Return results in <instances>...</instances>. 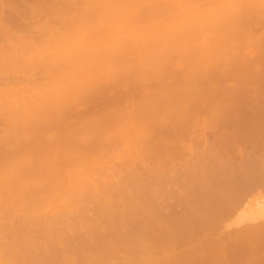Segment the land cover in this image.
Segmentation results:
<instances>
[{
	"label": "rangeland",
	"instance_id": "1",
	"mask_svg": "<svg viewBox=\"0 0 264 264\" xmlns=\"http://www.w3.org/2000/svg\"><path fill=\"white\" fill-rule=\"evenodd\" d=\"M51 33L54 35V39H52ZM43 42H46L47 46L46 43L42 44ZM55 44L56 47H54ZM40 45L46 47L43 46V48ZM30 75L32 76L26 79ZM6 79L10 82L5 83ZM66 80L71 84H66ZM147 82L149 84H146ZM0 85V88L4 89V93H2L4 95L0 94L2 97V100L0 97V264H20V261L23 260V264H30L31 259H34L31 264L37 262V264L39 262L41 264L44 261L42 259L44 253H53L52 249L50 251L48 249L50 247L54 249V246L55 249L57 247L56 250H61V253L64 248L67 251L69 246V251L74 249L70 253L67 251L72 259H69L72 263L67 261L68 264H264V235H261L264 229L262 227V233L259 230L261 229L259 227L264 225V219H258L262 223L256 221L254 224H252L253 222L246 225L245 223L244 225L236 224V222L232 224L237 221L233 220L235 215L238 213L240 215L248 200L251 202L257 197V200H264V183L261 180L264 177V0H0ZM146 85L148 86L146 87ZM125 90H129L126 100L130 102L141 93L142 97L143 95L145 98L148 97L146 98L147 102L143 97L146 105L144 103L142 105H145H143L145 109H152L158 103L159 106L154 108V112L148 109V112L154 113L152 115L148 112L146 114L142 105L138 107V110L134 109L137 105H133V107L132 104H137L138 99L134 100V103L131 102L132 104L129 102L131 108L133 107L130 108L131 111H136L137 116L141 111L144 116L148 117L151 114L153 117L146 118L141 113L142 117L138 116V119L141 117V120L144 118L146 120L141 122L139 119L140 123L138 121L139 124H137L136 117L134 124L137 125L135 126L132 122L133 118H122L125 122L120 121L121 125L122 123L124 125L127 119H129L128 122H132V126L124 128L127 132L123 134L125 130H122L123 126L119 125V121L116 126L120 127L115 128L114 124L120 118L116 119V117L121 116L123 112L122 107L126 106L127 109L130 107H128L129 103H125L127 101L123 99L127 95L123 92ZM136 91L141 92L137 93ZM150 91L156 94L161 92L165 96L161 93L162 96L156 94L154 96V93L151 96ZM121 92L125 96L121 97ZM129 93L132 94L131 97H129ZM133 95H135L134 98H132ZM112 96H117L115 98H121L122 101L115 100L113 97L112 100L114 99L115 102L109 100V103L107 98L111 99ZM138 96L136 98L140 99L141 97ZM41 98H45L43 101L45 104L51 101L50 103L56 102V105H44ZM101 98L107 100L105 103L108 106L103 114H106V119L101 115L104 117L107 127H104L105 124L100 120L99 114H96L100 118H97L98 122L97 119L95 120L96 124L93 123L94 118H91L94 112H99L102 106ZM49 99L51 100L47 101ZM140 100L138 103L141 102ZM32 101H36L37 104L34 102L35 105H30ZM116 101L118 105L115 104ZM148 101L151 103L149 104ZM169 101L171 103H168ZM16 102H19L20 105L22 103L21 107L23 105L30 106L25 108L26 110L34 108V106L37 110L39 108L37 106H40L38 109L40 113L50 115L48 123L42 122L45 125V130H43L47 132V127L50 130L51 128L55 129L52 130L53 132L49 131L50 135L57 138L59 136V139L49 138L48 132L47 137L52 142L48 141L47 144L46 135L40 132L43 128L41 123L37 124L40 130H38V126L35 129L33 126L23 125L25 120L22 121L21 118V121L16 118L17 121H20L17 123L14 114L15 112L16 115L22 113L18 112L19 108L16 107L19 104L16 105ZM109 104L110 106L112 104L119 115L116 113V116L115 111L112 112V110V114L110 113L112 106L109 107ZM121 104L122 112L117 109ZM151 104L154 106L151 107ZM168 104H172V108H168L170 106ZM160 105H162V109ZM116 106L118 107L116 108ZM2 107L3 109H1ZM21 107L19 111H22ZM7 108L8 110H6ZM114 108L112 109L115 110ZM174 108L175 110H173ZM10 109H17V111L9 114L12 111ZM127 109L124 111L127 112L126 115L130 112V109ZM70 110L73 112L88 111L89 114L85 113L88 116L91 111L89 118L93 121H89L88 116L85 115L79 119L81 122H78L82 128L80 129L78 126V130L76 127L75 131H70L73 133L70 136L74 140H72L74 147L70 144V140L63 141L64 143L60 141V135H64L66 130H63L64 127L61 128L60 124L61 121L64 122L63 117L71 112ZM161 110L164 113L168 110L167 114L170 112L171 114H164V116ZM179 111L181 112L179 113ZM108 113L112 118L108 117ZM9 118H13L16 123L12 120L17 126L13 122L12 127L9 126V122L12 121ZM69 118L73 120L75 117L72 115ZM104 119L102 120L104 121ZM111 119H115L112 126H110ZM147 119L150 121L148 122ZM59 120H61L60 123ZM86 120H88V124L95 125H87ZM82 122L87 126L84 124H81L84 127L81 126L79 123ZM58 123L60 126L57 125ZM143 123L144 125H142ZM128 125L125 124L126 127ZM9 129L10 133L5 134L6 131L9 132ZM98 129H105L110 134L121 129L122 134L120 133L119 140L115 138L116 143L114 144H112L111 138L108 140L109 134L106 135L107 141H111V145L105 140V143L108 144H105L104 150L101 151L103 146L99 141H103V136L101 139L98 137L100 138V134H104L105 130L102 132ZM133 129L137 131L134 132ZM95 131L100 132L99 136ZM67 132L70 134L69 131ZM65 134L67 135V133ZM90 134H94L93 136L96 138ZM139 134L140 138H138ZM166 134L169 135L166 136ZM133 135L134 137H132ZM121 136L125 138L122 139ZM149 136L151 137L149 138ZM114 137L117 136L112 138L114 139ZM54 139L58 140L61 146L55 145L57 141L55 142ZM64 139L66 140L65 136ZM41 140L45 142H41ZM87 144L100 146V148L94 146L89 148ZM43 145V149L48 148L53 151L52 153L50 150V153L49 150H44L46 153L48 152V158L45 157L47 154L42 151ZM69 146L72 148L69 151L73 149L75 152L77 151V153L73 151V156L67 152ZM56 147H59V150L65 148L64 153L66 154L61 156L62 152L57 151ZM195 147L198 150H195ZM109 149L111 150L109 151ZM202 149L205 151H200ZM81 150L85 152L80 153ZM193 150L204 154L201 153L203 158L200 155L201 159L196 158V163L201 160L200 164L197 163L198 165L195 164L194 156L198 157L200 153L197 152L194 155ZM205 152L206 154L212 153L209 155L213 160L208 166H205L204 163L208 164L210 156L207 154L208 157ZM51 154V159L55 160L56 157L55 163L51 162L49 158ZM43 157L50 160L48 161L49 165L51 162V170L48 173L45 168L39 166L42 165V162L39 165L33 163H38L37 160L44 161ZM36 158L37 160H35ZM205 158L208 162L205 161ZM73 159L74 163L71 162ZM157 159L159 160L158 166L155 164L156 161L158 162ZM9 161L15 163L18 161L19 163L13 164ZM20 161L28 164L22 162L21 164ZM45 161L47 162V160ZM144 161L150 162V167L145 164L148 165L147 176H149V180H145L146 183L142 181V178L139 179L141 174V176L147 174L145 172L147 167L145 166V168L143 165ZM48 164H45L46 168L49 166ZM52 164H56L54 166L56 168L59 165L60 168V171L58 168L55 169V175L56 172H61L65 176L70 172L69 177L71 180L73 179L72 182L76 181L75 183L78 185L76 186L75 183L72 185L67 174L65 178L62 176L63 181L60 185L63 182L65 185L63 183L61 188L57 182L59 179L55 178L54 173L51 175L54 172ZM69 164L70 166H68ZM159 164L160 169L157 168L160 167ZM129 166L132 168L130 169ZM69 167L70 169H68ZM34 168H37L39 172ZM152 170L155 174L153 179H151ZM206 172L211 177L205 176ZM133 173L134 176H137L135 179L131 175ZM38 175L45 181L41 180ZM240 175L243 176L240 177ZM57 176L59 175L57 174ZM155 176L157 179H154ZM167 177L170 180L168 183L165 180ZM67 178L66 183L65 179ZM244 178H247L248 183L253 184H247ZM155 180H158L156 181L158 187L154 186L156 185ZM258 180H261L262 184ZM119 181L121 184L123 183L120 188ZM47 182L56 183L55 193H53L54 188L51 192L48 190L51 183L49 187ZM141 182L143 187L147 184L148 190L154 189V191L152 190L153 195H150L151 191L147 192L146 188L141 187ZM34 183H37L38 188ZM245 184L249 185L251 189ZM66 185H72L73 192L67 194L65 190H71V188ZM40 186L45 187V190ZM138 187L146 190L143 192H147L151 198L146 193L140 195L142 190L139 189L141 190L139 192ZM74 188L76 189L74 190ZM122 188L124 195L120 193V196L118 193ZM41 190L43 193H48V195L39 194L43 195L45 200L41 196H37L39 192H42ZM24 191H35L37 194L32 196H37L40 200L34 198V202H32V197L26 200ZM113 192L115 193L114 197H112ZM136 193L140 195L138 198L142 195L147 197L148 203L144 201L143 197H141L142 200L135 198ZM253 193L255 194L253 195ZM62 194L65 197H63L64 200ZM58 196L60 201L62 200L61 203H58L59 198H56ZM125 196L127 199L131 197L133 200L134 198L131 202L135 205L131 204L132 207L129 205L133 213L128 208V203L123 201ZM226 196L231 197L233 203L236 202L234 200H244L237 201L239 206L233 207L232 212L228 214L225 209H227L230 200L226 204ZM54 200L55 204H53ZM40 201L42 202L40 203ZM109 201L112 204H109ZM28 202L30 203L27 204ZM100 202L105 205L103 208L100 206ZM45 204L47 205L46 209H44ZM56 204L59 207L62 205L63 208L60 209L55 206ZM68 204L69 206H67ZM42 205L44 208L41 207ZM113 206L119 207L117 212L122 215L115 212ZM147 206L149 207L147 208ZM136 207H139L137 211ZM39 210L42 211H40L42 218L40 216L39 218H45L46 221L38 218ZM103 211L110 217H106L107 215L103 214ZM109 212L112 213V217ZM125 212L127 215L130 212L128 217ZM152 212L155 214L154 217H152ZM43 213H46L47 216ZM116 214L120 215L119 218H123L120 220L121 222L117 220ZM239 215H237L238 218ZM54 217L57 219L56 221ZM99 218L100 221H98ZM107 222L110 224L108 223V225ZM116 222L121 225L117 227L118 229L113 227ZM122 222L124 223L122 224ZM133 223H137L136 226ZM105 224L108 227H105ZM115 228L118 230L117 237L116 234L114 235L115 232L106 235V231L111 232L113 230L110 231V229ZM146 228L149 235L146 232L143 233L146 234L145 236L140 234L144 229L146 231ZM256 228L261 234H258L259 231ZM135 230L141 238L136 236ZM235 233L236 235H234ZM104 234L113 239V241L111 240L112 244L109 238L102 239ZM130 234H133L135 238L131 237L132 239H130L129 237L128 239L127 236ZM143 236H147L146 239ZM246 236L248 240H246ZM52 240L57 241L53 242V245L56 243L57 246L52 244L50 246ZM64 241L69 244L66 245ZM139 241H145L147 244L143 245L144 243ZM149 241H153L152 245L149 244ZM58 244L61 246L59 247ZM64 245L66 246L64 247ZM137 245L140 247L137 248L138 250H136ZM24 246L32 248V252L29 249L28 251L34 257L31 258V254L24 251ZM66 251L63 253L66 254ZM149 251L152 253L149 254ZM35 252L39 254L38 259H36ZM60 255L57 256L59 261ZM26 256L30 257V260ZM47 257L45 256V263L42 264H52L50 262L52 256L47 255ZM57 257L55 256V258ZM62 259L60 264H64ZM54 261L56 262V260Z\"/></svg>",
	"mask_w": 264,
	"mask_h": 264
},
{
	"label": "bare ground",
	"instance_id": "2",
	"mask_svg": "<svg viewBox=\"0 0 264 264\" xmlns=\"http://www.w3.org/2000/svg\"><path fill=\"white\" fill-rule=\"evenodd\" d=\"M53 29H54V28H53ZM54 30H55V29H54ZM51 32H52V30H51ZM56 32H57V30H56ZM56 32H55V33H56ZM55 33H54V34H55ZM51 34H52V33H51ZM46 35L49 36V34H46ZM7 36H9V35H7ZM57 36H58V35H57ZM44 37H45V35H44ZM50 37H51V35H50ZM52 37H53L52 39H54V35H53V34H52ZM55 37H56V36H55ZM8 39H9V38H8ZM13 39H14V38H13ZM9 40H10V39H9ZM22 40H23V39H22ZM43 40H44V39H43ZM43 40H42V41H43ZM16 41H17V39H16ZM42 41H41V42H42ZM44 41H45V40H44ZM48 41H49V40H48ZM55 41H56V38H55ZM17 42H18V41H17ZM44 43H46V42H43L42 44H44ZM14 44H15V43H14ZM20 44H21V43H20ZM48 44H49V42H48ZM12 46H13V45H12ZM19 46H20V45H19ZM33 46H34V44H33ZM35 46H36V44H35ZM40 46H42V45H40ZM43 46L46 47V46H47V43H46V46H45V45H43ZM43 46H42V47H43ZM77 46H79V45H77ZM28 47H29V46H28ZM37 47H39V46H37ZM44 47H43V48H44ZM50 47H51V46H50ZM52 47H53V46H52ZM54 47H56V44H55ZM74 47H76V46H74ZM15 48H16V47H15ZM35 48H36V47H35ZM58 48H59V47H58ZM69 51H70V50H69ZM70 53H71V51H70ZM54 68H55V67H54ZM25 75H26V74H25ZM31 76H32V75L27 76L26 79L30 78ZM144 80H146V79H144ZM141 81H143V80H141ZM9 82H10V81H9L8 79L5 80V83H9ZM66 82H67L66 84H68V85L71 84V82H69V81H67V80H66ZM146 84H149V83L147 82ZM139 85H140V84H139ZM141 85H142V83H141ZM143 85H145V84H143ZM147 86H148V85H146V87H147ZM0 87H1V85H0ZM139 88H140V87H139ZM168 88H169V87H168ZM124 89H126V88H124ZM124 89H123V90H124ZM127 89H128V88H127ZM3 90H4L3 88H0V94L4 93ZM168 90H169V89H168ZM168 90H167V91H168ZM1 91H2V92H1ZM123 92H125V94H127V93L129 92V90H128V91L125 90V91H123ZM123 92H121L122 95H121V93H120V96H121V97L125 96V95L123 94ZM132 92H134V91H132ZM132 92H131V93H132ZM136 92H137V93H138V92L140 93L141 91H136ZM131 93H129V97H131V95H132ZM137 93H136V94H137ZM152 93H154V92L150 91V95H151V96H152ZM160 93H161V92H160ZM160 93H157V94L154 93V96H155V94H156V95H160V96H162L163 94L161 93V94H162V95H161ZM134 94H135V93H134ZM143 94H145V92H143ZM146 94H147V93H146ZM2 95H4V94H2ZM139 95H140V96H138V95H137V96H138V97H141L140 99H143V97H144L145 101L147 102L146 98H148V97L145 98V95H143V97H142V94H141V93H140ZM150 95H149V96H150ZM134 96H135V95H133L132 98H134ZM137 96H135V99H133V100H132V98H130V100H132V101H131L132 103H134V100H135V101H136L137 99H138V101L140 100L139 98H136ZM147 96H148V94H147ZM151 96H150V97H151ZM163 96H165V95H163ZM0 97H1V95H0ZM113 97L115 98V97H117V96H112L111 99H110V98H109V99L107 98V100H108V101H109V100H110V101H113V100H114V99L112 100ZM118 97H119V95H118ZM126 97H128V94H127L123 99L126 100V99H127ZM30 98H31V97H30ZM30 98L28 99L29 101H30ZM173 98H174V97H173ZM173 98H172V99H173ZM31 99H32V98H31ZM37 99H38V98H37ZM39 99H40V98H39ZM39 99H38V100H39ZM41 99H43L42 101L40 100V101L43 103V101H44L45 98H41ZM116 99H117L118 101H119V99L121 100V98H119V99H118V98H115V100H116ZM144 99H143V100H140L141 102H139V103H141V104H139L138 101H136L137 104H136V103L132 104V103H131L130 101H128V100H126L127 102H125V101H124V102L127 103V104L130 102V103L132 104V106H133V105H134V106L137 105V106H136L137 108L135 107L134 109H135V110H138V109H139L138 107L141 106L142 103L145 102ZM167 99H168V98H167ZM167 99H166V100H167ZM169 99H170V97H169ZM178 99H179V98H178ZM1 100H2V97H1ZM1 100H0V101H1ZM3 100H4V99H3ZM25 100H27V99H25ZM28 100H27V101H28ZM34 100H35V99H34ZM50 100H51V99H49V100H47V101H50ZM107 100H106V98H101L102 106H101V108H100V110H99L100 113H99L98 111H97L98 113H97V112H96V113L94 112L95 114H94V113H93V114L95 115V117H94L93 114L91 115L92 112L90 111L91 118H94V119H93L94 122L92 121L91 118H89L90 115L88 116V115L85 114V113H88V111H84V112H82V111L79 110V111H77V112H73V111L70 110L71 112H69V113H67V114L64 113V114H65V116L63 117L64 119L62 118L64 122H62L61 120L58 121L59 123H60V121H61V124H60V125H61V128L64 127L63 130L66 129L64 133L62 132L64 135H60V139H61L60 141H62V142H63V141L66 142L67 140H70V141H71L70 144L73 146V144H74V143L72 144V140H73V139L71 138L72 136H70V135H72L73 133H71V132H72V131H75V128H76V127H77L76 130L79 129V128H78V126H79V125H78V122H81V120H79V119H80V118L82 119V117H84L85 115H86V117L88 116V120H89V121H92V122L95 123V124L99 121L98 119H100V118H101L100 120H101L102 122H104V124H105L106 114H105V115H103V114L106 112V108H107V106H108L107 103H105V102H107ZM157 100H158V99H157ZM157 100H156V103H157ZM173 100H174V99H173ZM175 100H177V98H175ZM180 100H182V99H180ZM110 101H109V103H110ZM121 101H122V100H121ZM121 101H120V102H121ZM142 101H143V102H142ZM4 102H5V101H4ZM34 102L37 104L36 101H32V102L30 103V105H32V106L35 105ZM38 102H39V101H38ZM50 102H51V101H50ZM50 102H49V103L46 102L47 104H45V102H44L43 104H44V105H48V104H50V106H51V104L56 105V104H55L56 102H55V103H53V102L50 103ZM114 102H115V101H113V103H114ZM158 102H159V100H158ZM164 102H165V101H164ZM174 102H175V101H174ZM20 103H21V102H20ZM32 103H34V104H32ZM104 103H105L106 105H105ZM113 103H112V104H113ZM118 103H119V102H118ZM130 103H129L128 107L131 105ZM148 103L150 104L151 102L148 101ZM156 103H155V104H156ZM168 103H171V102L169 101ZM175 103H176V102H175ZM175 103H174V104H175ZM180 103H182V102H180ZM183 103H184V102H183ZM17 104H19V102H16V105H17ZM38 104H39V103H38ZM112 104H111V106H112ZM115 104L118 105V104H117V101H116ZM138 104H139V105H138ZM144 104H145V103H144ZM144 104H143V105H144ZM149 104H148V105H149ZM152 104H153V103H152ZM152 104H151V105H152ZM19 105H20V104H19ZM19 105H17V107H16L17 109H18V108L20 109L22 103H21L20 106H19ZM28 105H29V104H28ZM39 105H40V104H39ZM113 105H114V104H113ZM123 105L125 106L124 103H123ZM143 105H142V108H143L146 104H145L144 106H143ZM148 105H147V106H148ZM166 105H167V102H166ZM168 105H170V106H168V108H172V107H171L172 104H168ZM3 106H4V105H3ZM7 106H8V105H7ZM7 106H6V107H7ZM18 106H19V107H18ZM23 106H24V105H23ZM23 106L21 107V108H23V109H21L22 111H19V109H18V112H21L22 114L18 113V114L16 115V112H15V114H14V115H15V117H14L15 120H16V118H18L19 120H20V118H21L22 121L25 120L23 125H30V126H33V127H35V129H36L37 126H38V128H39V125H37V124H40V123L42 124V122H43V123H44V122H45V123H48L47 120L50 119V118H49L50 115H48V114H44V113H40V111H38V109L40 108V106H37V107H39L37 110H35V107H36V106H34V108H33V107H32V108H29V110H26L25 108L30 107V106H27V107H25V106L23 107ZM111 106H110V104H109V107H111ZM114 106H115V105H114ZM134 106H133V107H134ZM153 106H154V105H152L151 107H153ZM158 106H159V103H158V105L154 106V108H156V107H158ZM160 106H161V109H162V105H160ZM11 107H12V106H11ZM11 107H10V108H11ZM117 107H118V106H116V108H117ZM120 107H122V104L117 108V109L120 110L121 112H122V110H123L122 114H121V112H120V114H121L122 117H121V116L116 117V119L120 117V118H119L120 120L118 119V120L115 122V124H114L115 126L117 125L116 123H117L118 121H119V125H121V122H123V119H122V118H125V119H126L127 117H130V119L133 118V119H132V120H133V121H132L133 124H134V120H135V118L137 117V119H136L137 121L135 120V122H136L137 124H139L142 115L144 116L143 112L140 111V114L142 113V115L138 114V116H141V117H139V119H140V120H139V119H138V116H137V114H136L137 112L134 111V110L131 111V109H132L133 107L131 108V106H130V107L127 109V108H125V107H126V106H125V107H122V110L120 109ZM149 107H150V106H149ZM173 107H174V106H173ZM12 108H13V107H12ZM14 108H15V107H14ZM112 108H114V107L112 106V107L110 108V113L112 114V112L115 111L114 114H116V113H117L116 109L114 108L115 110H113ZM124 108H125V109H124ZM130 108H131V109H130ZM140 108H141V107H140ZM142 108H141V109H142ZM154 108H152V109L150 108L151 110H153L152 112H154ZM165 108H166V107H165ZM180 108H182V107H180ZM1 109H3V107H2ZM4 109H5V108H4ZM17 109H15V110L17 111ZM126 109H127V110L130 109V112L128 111V112H129L128 115H126L127 112H124ZM143 109H145V107H144ZM143 109H142V110H143ZM148 109H149V108H148ZM148 109H145V113L148 112ZM150 109H149V110H150ZM157 109L159 110V108H157ZM157 109H156V110H157ZM6 110H8V108H7ZM10 110H12V109H10ZM15 110H12L9 114L13 113V111H15ZM25 110H26V111H25ZM111 110H112V112H111ZM146 110H147V111H146ZM170 110H171V109H170ZM170 110H169V112H170ZM173 110H175V108H174ZM182 110H183V109H182ZM182 110H181V111H182ZM159 111H160V110H159ZM181 111H179V113H180ZM184 111H185V110H184ZM23 112H24V113H23ZM132 112H133V114H132ZM134 112H135L136 116H133V115H135ZM152 112L150 111V112H148V113H151V114H152ZM161 112H163V111L161 110ZM161 112H160V113H161ZM167 112H168V110H166L165 113L163 112L162 115L167 114ZM185 112H186V111H185ZM185 112H183V114H185ZM138 113H139V112H138ZM160 113H159V115H160ZM64 114H63V115H64ZM88 114H89V113H88ZM96 114H99L100 116H99V115H96ZM117 114H118V113H117ZM117 114H116V116H117ZM146 114H147V113H146ZM151 114H149V115L152 116L154 113H153L152 115H151ZM169 114H171V112L168 113L167 115H169ZM72 115H74L75 118H74L73 120H70L69 117H71ZM101 115H103V116L105 117V119H104L103 116L101 117ZM118 115H119V114H118ZM123 115H124V116H123ZM185 115H186V114H185ZM16 116H17V117H16ZM98 116H99L100 118H98ZM125 116H126V117H125ZM150 116L147 117V116L145 115L144 117L149 118ZM154 116H155V115H154ZM164 116H165V115H164ZM43 117H44V118H43ZM108 117H109V118H112L111 115H109V113H108ZM113 117H115V116H113ZM152 117H153V116H152ZM67 118H68V119H67ZM97 118H98V119H97ZM109 118H108V119H109ZM155 118H156V116H155ZM12 119H13V118H12ZM12 119L9 118L10 121H11ZM86 119H87V118H86ZM90 119H91V120H90ZM96 119H97V122H95ZM102 119H104V121H103ZM121 119H122V120H121ZM144 119H145V118H144ZM144 119L141 120V122H142V121L144 122ZM151 119H152V118H151ZM6 120H7V119H6ZM13 120H14V119H13ZM13 120H12L11 122H9L10 124L7 123V124H8L9 126H11V127H12V124L15 122V120H14V122H13ZM19 120H18V121H19ZM21 120H20V121H21ZM83 120H84V119H83ZM88 120H86V122H87ZM114 120H115V119H111V121H110V126L113 125L112 123L114 122ZM128 120H129V119H127V120H126V123H125L126 125H128V123H129V125H128L127 127L125 126V124L123 125V123L125 122V120H124V122L122 123V125H121V126H123V127H122V130H123L124 128L126 129V128L132 126V122H130V121L128 122ZM145 120H146V119H145ZM16 121H17V120H16ZM18 121H17V123H18ZM20 121H19V122H20ZM39 121H40V122H39ZM48 121H49V120H48ZM101 121H100V123H102ZM120 121H121V122H120ZM138 121H139V123H138ZM147 121L149 122L150 119H147ZM152 121H153V120H152ZM12 122H13V123H12ZM38 122H39V123H38ZM83 122H85V120H84ZM83 122H82V123H79V124H80V125H81V124H84ZM15 123H16V122H15ZM15 123H14V124H15ZM22 123H23V122H22ZM59 123H58L57 125H59ZM90 123H91V122H90ZM93 123H91V124L93 125ZM106 123H109V122L106 121ZM91 124H88V122H87V125H91ZM95 124H94V125H95ZM104 124L102 123V125H104ZM130 124H131V125H130ZM137 124H134V126L137 125ZM15 125L17 126V124H15ZM34 125H36V126H34ZM42 125H43V128H42V131H40V132H43V134L46 135V138H47V142H46V143L48 144L49 142H52V141H50L49 138L54 137V136H51L50 133L53 132L55 129L51 128V130H50V128L47 127V128H46L47 132H45V131H44V130H45V125H44V124H42ZM55 125H56V124H55ZM55 125H54V126H55ZM57 125H56V126H57ZM60 125H59V126H60ZM87 125L84 124V126H87ZM94 125H93V126H94ZM119 125H118V126H119ZM142 125H144V123H143ZM142 125H140V126H142ZM147 125H148V124H147ZM18 126H19V125H18ZM46 126H48V125H46ZM54 126H53V127H54ZM56 126H55V127H56ZM59 126H57V127L60 128ZM81 126H83V125H81ZM84 126H83V127H84ZM93 126H92V127H93ZM97 126H99V125H97ZM100 126H101V124H100ZM100 126H99V127H100ZM108 126H109V125H108ZM118 126H116L115 128H117ZM134 126H133V127H134ZM40 127H42V126H40ZM50 127H52V126L50 125ZM79 127H80V126H79ZM90 127H91V126H90ZM104 127H107V124H105ZM119 127H120V126H119ZM16 128H17V127H16ZM81 128H82V127H80V129H81ZM96 128H98V127H96ZM108 128H109V127H108ZM144 128H145V127H144ZM43 129H44V130H43ZM73 129H74V130H73ZM90 129H91V128H90ZM93 129H94V128H93ZM106 129H107V128H106ZM125 129H124V130H125ZM129 129L131 130V128H129ZM135 129H136V128H135ZM138 129H139V127L137 128V130H138ZM146 129H147V128H146ZM154 129H155V128H154ZM7 130H8V129H7ZM13 130H14V129H13ZM38 130H40V128H39ZM52 130H53V131H52ZM71 130H72V131H71ZM88 130H89V127H88ZM98 130H99V129H98ZM101 130H102V132H103L105 129H104V130L101 129ZM101 130H99V131H101ZM114 130H115V129H114ZM122 130H121V129L117 130V132H115L117 135H116L115 133H114V134H110V133H109L108 131H106V130L104 131V134H105V135H104V134H100V132L98 131V133L101 135L100 138L98 137V139H101L102 136H103V138H102L103 141H101V140H100L101 142L99 141L100 145L103 146V147H102L103 149H101V151L104 150V146H105V144H106V143H105V140H106V142H108V141H107V136H108V134H109V136H108V140H109V138H111V139H112L111 141H113L112 144H114V143H116V142H115L116 140H119L118 137H120V133L122 132ZM130 130H129V134H130ZM137 130H134V129H133L134 132H136ZM155 130H156V129H155ZM10 131H11V130L9 129V132L6 131L5 134H9ZM49 131H51V132H49ZM59 131H60V130H59ZM67 131H69V132L71 131L70 134H69ZM115 131H116V130H115ZM120 131H121V132H120ZM144 131H145V130H144ZM151 131H152V130H151ZM151 131H150V132H151ZM7 132H8V133H7ZM48 132H49V133H48ZM88 132H91V133H92L93 131H88ZM88 132H87V133H88ZM95 132H96V131H95ZM125 132H127V131L125 130V131L123 132V134H124ZM138 132H139V131H138ZM140 132H141V131H140ZM145 132H146V131H145ZM161 132H162V131H161ZM23 133H24V132H23ZM47 133H48L49 136L47 135ZM65 133H67V135L69 134V135H68V137L70 136L69 139H68V137H66L67 135H66ZM84 133H85V132H84ZM93 133H94V132H93ZM96 133H97V132H96ZM98 133H97V135L99 136ZM153 133H154V132H153ZM164 133H165V132H164ZM168 133H170V132H168ZM121 134H122V133H121ZM140 134H141V133H140ZM140 134H139L138 138H140ZM146 134H147V132H146ZM151 134H152V133H151ZM15 135H16V134H15ZM15 135H14V136H15ZM23 135H24V134H23ZM80 135H81V134H80ZM90 135H92V134H90ZM93 135H94V134H93ZM93 135H92V137H95V138H96V136H93ZM106 135H107V136H106ZM110 135H111V136H110ZM125 135H126V134H125ZM131 135H132V134H131ZM168 135H169V134H168ZM168 135L166 134V136H168ZM6 136H7V135H6ZM37 136H38V135H37ZM47 136H48L49 138H48ZM50 136H51V137H50ZM64 136H65L66 140L64 139ZM87 136H88V135H87ZM87 136H85V137L87 138ZM104 136H105V137H104ZM113 136H117V137H114V139H113V138H112ZM127 136H128V135H127ZM152 136H153V135H152ZM9 137H10V136H9ZM23 137H24V136H23ZM27 137H28V136H27ZM40 137H41V136H40ZM61 137H62V138H61ZM88 137H89V138H92L91 136H88ZM121 137H123V136H121ZM128 137H131V136L129 135ZM132 137H134V135H133ZM150 137H151V136H149V138H150ZM161 137H162V136H161ZM12 138H13V136H12ZM41 138H42V137H41ZM54 138L56 139L57 137H54ZM115 138H116V140H115ZM124 138H125V137H123L122 139H124ZM126 138H127V137H126ZM142 138H144V137H142ZM158 138H160V137H158ZM162 138H163V137H162ZM166 138H167V140H168V137H166ZM37 139H38V138H37ZM48 139H49V140H48ZM55 139H54V141H55ZM57 139H59V136H58ZM98 139H97V141H98ZM160 139H161V138H160ZM12 140H14V139H12ZM24 140H26V139H24ZM39 140H40V139H39ZM51 140H53V139H51ZM151 140H152V139H151ZM151 140H150V141H151ZM164 140H166V139H164ZM164 140H162V141H164ZM36 141H37V140H36ZM42 141L45 142L44 140H41V142H42ZM48 141H49V142H48ZM56 141H57V143H55ZM56 141L53 142V143H55V145L57 144V146L60 145V144L58 143V140H56ZM73 141H74V140H73ZM111 141L108 142L109 145H111ZM121 141H122V140H121ZM121 141H120V142H121ZM144 141H145V140H144ZM159 141H160V140H159ZM169 141H170V140H169ZM64 142H63V143H64ZM102 142H104V143L102 144ZM133 142H134V141H133ZM165 142H167V141H165ZM170 142H171V141H170ZM39 143H40V142H39ZM46 143H45V145H46ZM60 143H61V142H60ZM97 143H98V142H97ZM108 143H107V144H108ZM122 143H123V142H122ZM151 143H152V142H151ZM158 143H159V142H158ZM161 143H163V142H161ZM42 144H43V143H42ZM61 144H62V143H61ZM67 144L70 145L68 142H67ZM93 144H95V143H93ZM107 144H106V145H107ZM123 144H124V143H123ZM129 144H130V143H129ZM154 144H155V143H154ZM36 145H37V144H36ZM62 145H63V144H62ZM71 145H70V146H71ZM89 145H90V144H89ZM89 145L87 144V147H89V148H91L92 146H94V145H92V146H89ZM32 146H33V145H32ZM60 146H61V145H60ZM60 146H59V147H60ZM70 146L68 147L69 149H67V152H70V153H71V156H73L74 154H72V153H73V151L75 152V150H74V149H73L72 151H69V150H71L74 146H73V147L71 146L72 148H70ZM115 146H116V145H115ZM127 146H128V145H127ZM152 146H153V145H152ZM164 146H165V145H164ZM168 146H170V145H168ZM43 147H44V145H43L41 148L43 149ZM47 147H48V146H47ZM59 147H56V148H57L56 150L59 151V152H60V151L62 152V153H60L61 156H63V154L65 155V154H66V153H64L65 148L59 150ZM63 147H64V145H63ZM63 147H62V148H63ZM94 147L96 148V147H98V146L95 145ZM111 147H113V146H111ZM143 147H144V146H143ZM98 148H100V146H99ZM191 148H192V147H191ZM30 149H31V148H30ZM34 149H35V148H34ZM42 149H41V150H42ZM105 149H106V148H105ZM111 149H112V148H111ZM111 149H109V151H110ZM136 149H137V148H136ZM193 149H194V147H193ZM204 149H205V148H204ZM41 150H40V151H41ZM44 150L48 151L49 149H48V148H47V149L45 148V149H43L42 151H44ZM50 150H51V149H50ZM50 150H49L48 152H50ZM99 150H100V149H99ZM119 150H122V149H119ZM142 150H143V148H142ZM195 150H198V149H196V147H195ZM195 150H193L194 153H195L194 155H196L197 152L200 153V151H203V149L200 150V151H197V152H195ZM30 151H31V153H32V150H30ZM30 151H29V152H30ZM37 151H39L38 148H37ZM42 151H41V153H43ZM51 151H52V150H51ZM65 151H66V150H65ZM128 151H129V150H128ZM135 151H136V150H135ZM204 151H205V150H204ZM204 151H203V152H204ZM33 152H34V151H33ZM35 152H36V151H35ZM35 152H34V153H35ZM44 152H45V151H44ZM48 152H47V153L45 152V154H47V156H45V155L43 154V155H44L45 157H47V158H48ZM59 152H58V153H59ZM79 152H80V153H81V152L83 153V152H85V151H84V150H81V151H79ZM122 152H123V151H122ZM177 152H178V151H177ZM210 152H211V150H210ZM36 153H38V152H36ZM50 153H51V152H50ZM50 153H49V154H50ZM52 153H53V151H52ZM75 153H77V151H76ZM118 153H119V152H118ZM135 153H137V152H135ZM143 153H144V152H143ZM146 153H147V152H146ZM166 153H167V152H166ZM201 153H202V152H201ZM201 153L198 154V157H197V155H196V157L194 156V158H195V164L198 163V162L196 163V158H200ZM14 154H16V153H14ZM123 154H124V153H123ZM148 154H149V151H148ZM202 154H203V153H202ZM205 154H206V152H205ZM207 154L209 155L210 153H207ZM207 154H206V155H207ZM36 155H37V154H36ZM58 155H59V154H58ZM146 155H147V154H146ZM162 155H163V154H162ZM164 155H166V154H164ZM169 155H171V154H169ZM199 155H200V156H199ZM203 155H204V154H203ZM203 155L201 156L202 158H203ZM208 155H207V156H208ZM210 155H212V153H211ZM210 155H209V156H210ZM38 156H39L40 159H42V157H40V155H38ZM38 156H37V158H38ZM51 156H52V154L49 155V158H50L51 162L54 161V163H55V160H56L55 154H54V157H55V158L53 157L55 160L51 159V158H52ZM59 156H60V155H59ZM71 156L69 155V157H71ZM141 156H142V155H141ZM143 156H144V155H143ZM209 156H208V157H209ZM149 157H150V156H149ZM149 157H148V159H149ZM167 157H168V156H167ZM167 157H164V158L167 159ZM208 157H206V158H208ZM37 158H36L35 160H37ZM39 158H38V160H40ZM43 158H44V157H43ZM76 158H77V157H76ZM76 158H75V160H76ZM144 158H145V156H144ZM169 158H170V156H169ZM169 158H168V159H169ZM206 158H205V161L207 160ZM210 158H211V156H210ZM210 158H208V161H209V162L206 161V162H208V164L204 163L205 166H206V165H207V166L210 165V164H209L210 161L213 160L212 158H211V159H210ZM57 159H58V158H57ZM150 159H151V158H150ZM152 159H153V158H152ZM166 159H165V160H166ZM200 159H201V158H200ZM200 159H199V160H200ZM214 159H216L215 156H214ZM1 160H3V159H1ZM38 160L36 161V162H38V163H35V162H33V163L39 165V163L42 162V165H39V166H41L43 169L45 168V171L48 173V172L51 170V169H50L51 162H50V165L48 164V161H50V160L44 158V161L47 160V162L45 161L44 164H43L44 161H42V160H41V161H38ZM143 160H145V159H143ZM157 160H158V159H157ZM160 160H161V157H160ZM64 161H65V159H64ZM163 161H164V160H163ZM202 161H203V160H202ZM0 162H1V161H0ZM9 162H10V161H9ZM17 162H18V161H16V163H17ZM21 162L23 163V161H20V163H21ZM71 162L74 163V159H73V161H71ZM144 162H145V161H144ZM147 162H148V161H147ZM147 162H145V163L143 164L144 167H145V166L147 167V166L149 165L150 162H148V163H147ZM152 162H153V161H152ZM200 162H201V160H200ZM200 162H199L198 164H200ZM203 162H204V161H203ZM10 163H13V164H14L15 162H10ZM16 163H15V164H16ZM18 163H19V162H18ZM18 163H17V164H18ZM22 163H21V164H22ZM25 163H27V162H24L23 164H25ZM158 163H159V160H158V162L156 161L155 164L158 166ZM161 163H163V162H161ZM161 163H160V164H161ZM27 164H28V163H27ZM40 164H41V163H40ZM45 164H48V165H49V166L47 167L48 169L46 168ZM56 164H57V163H56ZM56 164H52L53 167L56 166ZM64 164H65V163H64ZM70 164L72 165V163H70ZM70 164H69L68 166H70ZM126 164H127V163H126ZM145 164H148V165H145ZM152 164H153V163H152ZM155 164H154V165H155ZM160 164H159V166H160ZM198 164H197V165H198ZM201 164H202V163H201ZM156 165H155V166H156ZM197 165H196V166H197ZM202 165H203V164H202ZM27 166H28V168H29V165H27ZM44 166H45V167H44ZM57 166H58V167H57L58 170L60 171L59 165H57ZM64 166H65V165H63V167H64ZM161 166H162V164H161ZM161 166H160V167H157V168L160 169ZM200 166H201V165H200ZM37 167H38V166H37ZM51 167H52V166H51ZM60 167L63 168L62 166H60ZM129 167H130V166H129ZM134 167H135V166H134ZM146 167H145V168H146ZM149 167H150V165H149ZM151 167H152V166H151ZM211 167H212V166H211ZM211 167H210V168H211ZM42 168H39V169L41 170ZM57 168L54 167V170L52 169L54 172H52L51 175L54 173L53 175L56 176L55 178H56L57 180H58V179L61 180L60 182H59V180L57 181V182L59 183V186L61 187V186L63 185V183H64V182H63L62 185H60L61 182L63 181L62 176H64V175H62L61 172H60V173H59V172H58V173L56 172V175H55V169H57ZM64 168H65V167H64ZM66 168H67V166H66ZM131 168H132V167H130V169H131ZM201 168H203V167H201ZM207 168H208V167H207ZM230 168H232V167H230ZM35 169H37V168H34V170H35ZM46 169H47V170H46ZM68 169H70V167H69ZM128 169H129V168H128ZM147 169H148V167L145 169V170H146L145 172H147ZM30 170H31V169H30ZM30 170H29V172L31 173V171L33 170V168H32L31 171H30ZM37 170H38V169H37ZM58 170H56V171H58ZM63 170H65V169H63ZM63 170H62V171H63ZM226 170H227V169H226ZM230 170H231V169H230ZM233 170H234V169H233ZM43 171H44V170H43ZM69 171H71V170H69ZM69 171H68V172H69ZM132 171H133V170H132ZM152 171H153V172H152L153 174L151 173V179H153V175H155V174H154V170H152ZM155 171H156V170H155ZM157 171H159V170H157ZM198 171H199V170H198ZM208 171H209V170H208ZM248 171H249V170H248ZM26 172H27V171H26ZM36 172H37V171H36ZM38 172H39V170H38ZM66 172H67V171H66ZM133 172H134V171H133ZM143 172H144V171H143ZM145 172H144V173H145ZM200 172H201V171H200ZM203 172H204V170H203ZM233 172H234V171H233ZM233 172H232V173H233ZM32 173L34 174L33 171H32ZM32 173H31V176H32ZM63 173H64V172H63ZM26 174H29V173H26ZM36 174H37V173H36ZM43 174H44V173H43ZM57 174H58L59 176H57ZM67 174H68V177H69L70 172H69V173H66L65 176H67ZM72 174H73V173H72ZM199 174H200V173H199ZM207 174H208V175H207ZM39 175L42 176V174H39ZM39 175H38V176H39ZM49 175H50V174H49ZM131 175H133V178H134V179H135V177H137V176H134V173L131 174ZM135 175H136V174H135ZM141 175H142V174H141ZM141 175L139 176V179L142 178V181H143L144 183H146L145 180H146V181H147V179L149 180V178H148L149 176H147V175H148V172H147V174L145 173V175L147 176L146 179H145V177H146L145 175H144V176H141ZM157 175H160V174L157 173ZM157 175H156V176H157ZM201 175H202V174H201ZM209 175H210V174H209L208 172H206V175H205V176L211 177V175H210V176H209ZM232 175H234V174H232ZM244 175H245V174H244ZM65 176H64V178H65ZM156 176L154 177V179H157ZM197 176H198V175H197ZM241 176H243V175H240V177H241ZM39 177H40V176H39ZM50 177H51V176H50ZM57 177H60V178H57ZM161 177H163V176H161ZM165 177H166V176H165ZM201 177H202V176H201ZM208 177H206L207 180H209ZM237 177H238V176H237ZM255 177H256V176H255ZM36 178H37V177H36ZM69 178H70V179H69V181H70V180H71V177H69ZM133 178H132V179H133ZM173 178H174V177H173ZM203 178H204V177H203ZM238 178H239V177H238ZM242 178H243V177H242ZM247 178H248V177H247ZM247 178H244L245 181L247 180ZM263 178H264V177H263ZM263 178H261V180H263L262 182L264 183V179H263ZM40 179L42 180L43 178L40 177ZM127 179H128V178H127ZM134 179H133V181H134ZM160 179H161V178H160ZM160 179H159V180H160ZM175 179H176V178H175ZM211 179H212V178H211ZM234 179H235V178H234ZM66 180H68V178L65 179V182L67 183ZM72 180H73V179H72ZM72 180H71V183H72V185H73V183H75L76 181H75V182H72ZM76 180H77V179H76ZM137 180H138V179H137ZM137 180H136V181H137ZM163 180H164V179H163ZM163 180H162V181H163ZM165 180H166L167 183H168L169 178L167 177V178H165ZM165 180H164V181H165ZM171 180H172V179H171ZM242 180H243V179H242ZM261 180H260V181L258 180V181L261 182ZM43 181H45V180L43 179ZM69 181H68V182H69ZM120 181H121V180H120ZM120 181H119V183H120ZM136 181H135V183H137ZM138 181H139V180H138ZM156 181H158V180H155L154 183H155L156 185H154V186H157V185H158V183H157ZM169 181H170V180H169ZM233 181H234V180H233ZM240 181H241V180H240ZM243 181H244V180H243ZM245 181H244V182H245ZM121 182H122V181H121ZM149 182H150V183H149ZM149 182H148V183L151 184V181H149ZM241 182H242V181H241ZM246 182H247V184L251 183V182L248 183V181H246ZM262 182H261V184H262ZM47 183H48V182H47ZM50 183H51V182L48 183V186H49V187H50ZM58 183H57V185H58ZM162 183H163V182H162ZM169 183H170V182H169ZM171 183H172V182H171ZM34 184H35V183H34ZM52 184H54V185L52 186ZM55 184H56V183H54V182L51 183V187L48 188V190H50V192L52 191V189L54 188V186H56ZM69 184H70V182H69ZM75 184H76V183H75ZM75 184H74V185H75ZM127 184H129V183H127ZM140 184L142 185V182H141ZM172 184H173V183H172ZM252 184H253V183H251L250 185H252ZM35 185H37V183H36ZM39 185H40V183H39ZM42 185H43V184H42ZM64 185H65V183H64ZM72 185H70V186H69V185H66V186H67V187L69 186L68 188H71ZM77 185H78V184H76V186H77ZM121 185L123 186V183H122V184L120 183V184L118 185L119 188H120ZM129 185H130V184H129ZM144 185H145V184H144ZM243 185H244V184H243ZM245 185H246V184H245ZM46 186H47V185H46ZM59 186H57V187H59ZM133 186L136 187L135 184H133ZM149 186H150V185H149ZM152 186H153V184H152ZM246 186H247V185H246ZM40 187H42V186H40ZM60 187H59V188H60ZM64 187H65V186H63V188H64ZM73 187H74V186H73ZM130 187H131V185H130ZM135 187H134V189H135ZM141 187L145 189V188L147 187V184H146L145 187H143V185H142ZM141 187H140V188L138 187V189L136 188L139 192H141V190H142V193H140V195H141V194L144 195V193H146V195L148 196V195H149V194L147 193L148 191H151V192H152V190L154 191V189H152V188H151V190H150V189L148 190V189L146 188V189H147V192H143V191H146V190L141 189ZM150 187H151V186H150ZM157 187H158V186H157ZM162 187H163V186H162ZM244 187H245V186H244ZM247 187L250 188L249 185H248ZM37 188H38V185H37ZM42 188H43V187H42ZM44 188H45V187H44ZM44 188H43V190H45ZM55 188H56V187H55ZM55 188H54L53 193L56 192V191H55ZM61 188H62V187H61ZM65 188H66V187H65ZM132 188H133V187H132ZM248 188H247V192H248ZM57 189H58V188H57ZM75 189H76V188H74V190H75ZM128 189H129V188H128ZM139 189H141V190H139ZM250 189H251V188H250ZM250 189H249V190H250ZM68 190H69V189H68ZM68 190H65V191H67V194H68V192H71V191L73 192V188H71V190H69V191H68ZM129 190H130V189H129ZM137 190H136V192H137ZM231 190H232V189H231ZM35 191H37V190H35ZM35 191H34V192L29 191V192H31V193H29V192H27V191H24V192H26V193H24V194H26V195H25V197L27 198L26 200H29L31 197H32V198H31V199H32V202H34V200H33L34 198L40 200V198H38L37 196H41V195H39L40 193H41V194H44V193H45V192L43 193V191L41 190L42 192H39V191H38L39 193L37 194ZM122 191H123V188H122L121 192L118 191V192H119L118 195H120V196H121V194L124 195V194H123L124 192H122ZM132 191H133V190H132ZM132 191H131V192H132ZM256 191H257V190H256ZM59 192H60V191H59ZM151 192H149L150 195H153V192H152V193H151ZM227 192H228V190H227ZM251 192H252V190H251ZM258 192H260V191H258ZM57 193H58V192H57ZM63 193H64V190H63ZM113 193H114V192H113ZM113 193H112V197H114L113 195H115V193L117 194V191H116L114 194H113ZM120 193H121V194H120ZM132 193H133V192H132ZM134 193H135V192H134ZM241 193H242V192H241ZM243 193H244V192H243ZM16 194H17V193H16ZM24 194H22V195H24ZM27 194H28V196H27ZM33 194H34V195L37 194V196H36L37 198H36V197H33V196H34ZM45 194L48 195V193H45ZM60 194H61V193H60ZM60 194H59V195H60ZM71 194H72V193H71ZM109 194H110V193H109ZM223 194H224V193H223ZM223 194H222V195H223ZM227 194H228V193H227ZM244 194H245V193H244ZM244 194H243V195H244ZM254 194H255V193H253V195H254ZM13 195H14V194H13ZM32 195H33V196H32ZM62 195H63V194H62ZM125 195H126V194H125ZM133 195H134V194H133ZM138 195H139V193H138V194L136 193V195H135L134 197H135V198H136V197L138 198ZM140 195H139V196H140ZM143 195H142L141 197L145 198ZM150 195H149V197L151 198ZM228 195H229V194H228ZM245 195H246V194H245ZM253 195H251V197H253ZM45 196H46V195H45ZM56 196H57V194H56ZM65 196L67 197V195H65ZM69 196H70V194H69ZM110 196H111V195H110ZM126 196H127V195H126ZM126 196H125L126 199L124 198L123 201H125V202L128 203V208H129V205L131 206V204H132V205H135V204L132 203L133 200H134V198H133V200H132V198L130 197V196H132V195L130 194V196H129L130 198H129V199H127ZM249 196H250V192H249ZM259 196H260V195H259ZM261 196H262V195H261ZM12 197L14 198L15 196H12ZM22 197H23V196H22ZM41 197L44 199V196H43V195H42ZM60 197H61V196H60ZM63 197H64V195L62 196V199L64 200L65 197H64V198H63ZM122 197H124V196H122ZM141 197H139L140 200H142ZM226 197H227V198H226ZM226 197H225V198L228 199V200L225 199V201H226V204H228L227 201H229V200L231 201L232 198L230 197V198H231V199H230L228 196H226ZM232 197H235V196H232ZM245 197H246V196H245ZM251 197H250V200H251ZM9 198H10V197H9ZM42 198H41V200H42ZM50 198H51V197H50ZM50 198H49V199H50ZM56 198L58 199L59 196L56 197ZM56 198H53V199L56 200ZM139 198H138V199H139ZM146 198H147V197H146ZM146 198L144 199V201H145L146 203H148V202L146 201L148 198H147V199H146ZM239 198H240V197H239ZM254 198H255V197H254ZM254 198H252V199H254ZM23 199H24V197H23ZM53 199H52V200H53ZM66 199H67V198H66ZM110 199H111V198H110ZM113 199H114V198H113ZM223 199H224V198H223ZM223 199H222V202H224ZM245 199H246V198H245ZM257 199H258V197H257ZM257 199L255 198V199L252 200L251 202L248 200L249 203H248V201H247V204L245 205L244 210H242V212H240V215H239V213L237 214V215H239V218H238L237 215H235V219H233V220H237V221L232 222V221H233V220H232V221H231L232 224L236 222V224H242V225H244V223H245V225H246V224H251V222H253L252 224H254V222L256 223V221L262 223V221H258V219H259V220H263V219H264V200H263V199L257 200ZM24 200H25V199H24ZM44 200H45V199H44ZM44 200H42V201H44ZM55 200L53 201V204H55ZM68 200H69V198H68ZM126 200H127V201H126ZM136 200H137V199H136ZM241 200H244V199H241ZM241 200H234V201H236V202H234V203H233V199H232L231 202L229 201V204H228V206H227V209H225V210H227L226 213L230 214V213L232 212V208L235 207V206H239V205H238V202L241 201ZM42 201H40V203H41ZM61 201H62V200H61ZM61 201H60V198H59L58 203H61ZM69 201H70V200H69ZM69 201H68V203H69ZM110 201H111V200H110ZM110 201H109V204H112ZM129 201H130V202L132 201V202L130 203ZM148 201H149V199H148ZM237 201H238V202H237ZM32 202H31V203H32ZM44 202H45V201H44ZM48 202H49V201H48ZM48 202H47V204H48ZM66 202H67V200H66ZM29 203H30V202H28L27 204H29ZM38 203H39V202H38ZM38 203H35V204H38ZM45 203H46V202H45ZM70 203H71V202H70ZM102 203H103V201H102ZM102 203L100 202L101 205H100V204H99V205L103 208L105 205L103 204V205H104V206H103ZM240 203H241V202H240ZM240 203H239V204H240ZM33 204H34V203H33ZM43 204H44V203H43ZM64 204H65V203H64ZM125 204H126V203H125ZM244 204H245V203H244ZM40 205H41V204H40ZM59 205H60V204H59ZM126 205H127V204H126ZM145 205H147V204H145ZM241 205H243V203H241ZM37 206H38V205H37ZM44 206H45V208H44ZM44 206L42 205L41 207H43L44 209H46V206H47V205L45 204ZM55 206H58V204H56ZM55 206L53 205L54 209L56 208ZM64 206L66 207V205H64ZM67 206H69V204H68ZM108 206H110V205H108ZM124 206H125V205H124ZM140 206H141V205H140ZM140 206H139V207H140ZM58 207H59V206H58ZM111 207H112V206H111ZM131 207H132V206H131ZM139 207H138V208H139ZM148 207H149V206H147V208H148ZM43 208H42V209H43ZM59 208L61 209V208H63V206L61 205ZM66 208H68V207H66ZM113 208H114L115 212H117V210L119 209V207L117 208V206H116V207L113 206ZM133 208H135V206H133ZM138 208L136 207V211H137ZM140 208H141V207H140ZM42 209H41V210H42ZM104 209H105V208H104ZM104 209H101V210H104ZM129 209H130V208H129ZM141 209H142V208H141ZM220 209H221V208H220ZM242 209H243V208H242ZM41 210H39L38 218H39V216H40V217L42 216V214L40 213ZM55 210H56V209H55ZM42 211H43V210H42ZM42 211H41V212H42ZM56 211H57V210H56ZM58 211H59V210H58ZM99 211H100V210H99ZM105 211H107V210H105ZM130 211H131V213H133L132 208L130 209ZM139 211H140V210H139ZM141 211H142V210H141ZM239 211H241V210H239ZM100 212H102V211H100ZM113 212H114V211H113ZM224 212H225V211H224ZM46 213H47V212H46ZM46 213H43V214H44L45 216H47ZM104 213L107 215L106 217H110V215H108L106 212L103 211V214H104ZM109 213H110V212H109ZM117 213H118V212H117ZM226 213H225V216H227ZM110 214H111V217H112V213H110ZM118 214H121V215H122V213H118ZM125 214H126V212H125ZM129 214H130V212L128 213V215H129ZM135 214H136V213H135ZM152 214H153V212H152ZM152 214H151V215H152ZM113 215H114V214H113ZM116 215H117V214H116ZM128 215L126 214V217H128ZM131 215H132V214H131ZM139 215H140V214H139ZM154 215H155V214H153L152 217H154ZM52 216H55V215H52ZM103 216H105V215H103ZM119 216H120V215H117V220H119V221H120V220H123V218L121 219V217L119 218ZM43 217H44V216H43ZM129 217H130V216H129ZM133 217H134V216H133ZM155 217H156V216H155ZM41 218H42V217H41ZM41 218H39V219H41ZM54 218H55V217H54ZM54 218H53V219H54ZM118 218H119V219H118ZM146 218H147V217H146ZM51 219H52V218H51ZM108 219H109V218H108ZM113 219L116 220L115 218H113ZM126 219H127V218H126ZM41 220H42V221H43V220L46 221L47 219L45 220V218H44V219H41ZM56 220H57V219L55 218V221H56ZM135 220H137V219H135ZM144 220H145V219H144ZM26 221H28V220H26ZM30 221H31V220H30ZM98 221H100V218H99ZM128 221H129V220H128ZM130 221H131V220H130ZM120 222H121V221H120ZM135 222H136V221H135ZM140 222H141V221H140ZM143 222H144V221H143ZM23 223H24V222H23ZM26 223H27V222H26ZM45 223H46V222H45ZM108 223L110 224V222H107V224H108ZM123 223H124V222H122V224H123ZM137 223H138V222H137ZM137 223H136V224H137ZM261 223H260V225H261ZM109 224H108V225H109ZM111 224H112V223H111ZM117 224H118V225H117ZM133 224H135V223H133ZM136 224H135L134 226H136ZM156 224H157V223H156ZM232 224H231V225H232ZM103 225H104V224H103ZM113 225H115V226H113V227H116V228L119 227V226H121V225H119V222H118V223L116 222V224L114 223ZM146 225H147V224H146ZM229 225H230V224H229ZM229 225H228V226H229ZM234 225H235V224H234ZM260 225H259V226H260ZM89 226H91V225L89 224ZM94 226H95V225H94ZM97 226H98V225H97ZM106 226H107V225L105 224V227H106ZM138 226H139V225H138ZM140 226H142V225L140 224ZM147 226H148V225H147ZM98 227H102V226H98ZM103 227H104V226H103ZM107 227H108V226H107ZM143 227H144V225H143ZM143 227H142V228H143ZM145 227H146V226H145ZM148 227H149V226H148ZM166 227H167V226H166ZM256 227H257V226H256ZM262 227H263V229H264V225H263V224H262L261 227H259V228H261V229H259L260 231L262 230ZM109 228H111V227H109ZM116 228H115V229H116ZM257 228H258V227H257ZM257 228H256V229H257ZM115 229H110V231L113 230V231H111L112 233L106 231V235H107L108 233L113 234L114 232H115V233H114V235H115L116 232L118 231V230H117L118 228H117L116 230H115ZM167 229L169 230V227H168ZM167 229H166V230H167ZM114 230H115V231H114ZM148 230H149V229H148ZM250 230H251V229H250ZM257 230H258V229H257ZM259 230H258V231H259ZM130 231H131V230H130ZM135 231L137 232V230H135ZM254 231H255V230H254ZM258 231H257V232H258ZM260 231L258 232V234L260 233ZM52 232H54V231H52ZM136 232H135V233H136ZM145 232L148 233V232H147V228H146V231H145V229H144V231H143L142 233H140V234H143V233H145ZM149 232H150V231H149ZM168 232H169V231H168ZM129 233H130V232H129ZM162 233H163V232H162ZM254 233H255V232H254ZM261 233H262V231H261ZM261 233H260V234H261ZM124 234H125V233H124ZM124 234H123V236H124ZM136 234H137L136 236L139 237L140 234L138 235V232H137ZM238 234H242V233H238ZM256 234H257V233H256ZM256 234H255V235H256ZM106 235L104 234V235H103L104 237H102V239H103V238H105V240L108 239L109 237H107V236H108L109 234H108L107 236H106ZM126 235H127V234H126ZM143 235L145 236L146 234H143ZM148 235H149V233H148ZM150 235H151V232H150ZM163 235H165V234L163 233ZM167 235H168V233H167ZM234 235H236V233H235ZM261 235H264V231H263V234H261ZM110 236H113V235H110ZM141 236H142V235H141ZM144 236H143V237H144ZM151 236H152V235H151ZM151 236H150V237H151ZM256 236H258V235H256ZM114 237H115V236H114ZM116 237H117V234H116ZM129 237H130V239L135 238V237L133 236V234H132V235L130 234V235L127 236L128 239H129ZM131 237H132V238H131ZM143 237H142V240H143ZM146 237H147V236H146ZM146 237H144V238L146 239ZM253 237H255V236H253ZM253 237H252V238H253ZM139 238H141V237H139ZM169 238L172 239L171 236H169ZM241 238H243V237H241ZM116 239H117V238H116ZM128 239H127V240H128ZM145 239H144V240H145ZM151 239H152V238H151ZM151 239H150V240H151ZM163 239H164V238H163ZM171 239H170V240H171ZM250 239H251V238H250ZM250 239H249V240H250ZM109 240H110V241H111V240L113 241L112 238H109ZM133 240H134V239H133ZM135 240H136V239H135ZM139 240H140V239H139ZM172 240H173V239H172ZM246 240H248V239H247V236H246ZM112 241H111V244H112ZM129 241H131V240H129ZM242 241H244V239H242ZM51 242H52V243H50V246H51V244L53 245V242H57V241L52 240ZM64 242H65V241H64ZM107 242L109 243V241H107ZM118 242H119V241H118ZM136 242H138V241L136 240ZM136 242L134 241V243H136ZM139 242H143V241H139ZM147 242H148V241H147ZM150 242H151V243H150ZM152 242H153V241H149V244L152 245ZM154 242H155V241H154ZM156 242H157V241H156ZM62 243H63V242H62ZM62 243H61V244H62ZM65 243H66V242H65ZM65 243H64V244H65ZM126 243H127V242H126ZM130 243H132V242H130ZM130 243H129V244H130ZM143 243H144L143 245H145L146 242L144 241ZM61 244H60V245L58 244V246L60 247ZM68 244H69V242H68ZM68 244L66 243V245H68ZM122 244H124V243H122ZM122 244H121V245H122ZM127 244H128V243H127ZM146 244H147V243H146ZM153 244H154V243H153ZM54 245H56V243H55ZM54 245H53V246H54ZM62 245H63V244H62ZM66 245H64V247H65ZM107 245H108V244H107ZM124 245H125V244H124ZM132 245H133V244H132ZM53 246H52V247H53ZM56 246H57V245H56ZM111 246H112V245H111ZM24 247H25V248H24V251H28L30 245H29V247H27V248H26V246H24ZM59 247H58V248H59ZM138 247H139V246L137 245L136 250H138V249L140 248V247H139V248H138ZM149 247H150V246H149ZM68 248L70 249V246H69ZM109 248H110V245H109ZM115 248H116V247H115ZM118 248H119V247H118ZM120 248H121V247H120ZM137 248H138V249H137ZM146 248H148V247H146ZM31 249H32V248H31ZM31 249H29V250H31ZM35 249H36V248H35ZM51 249L53 250V251H52L53 253H50V252H49L48 254H47V253H44L45 255L43 254L44 256H43L42 259H44V261H45V256H46V258H48L47 255H51V256H52L51 259H53V258H54V259H53V261H51V259H50V262H51L52 264H53V263L56 264V263H59V262L61 261L62 256L64 255V258L62 259V262L64 261V264H66L67 261H68V262H71V261H70V260H72V259L70 258L71 255L69 256V254H67V251H68V253H70V252L74 251L73 248H72V250H70V251H69V249L66 251L65 248H64V251H62V253L66 251V254L63 253V255H60V254H62V253H61V250H56L57 247H56V249H55V246H54V249L50 247V249H48V251H50ZM66 249H67V248H66ZM95 249H96V248H95ZM141 249H142V248H141ZM143 249H145V248H143ZM111 250H112V249H111ZM151 250H152V249H151ZM55 251H56V253H54ZM59 251H60V253H59ZM89 251L91 252V250H89ZM112 251L114 252V250H112ZM28 252H29V251H28ZM31 252H32V250H31ZM31 252H29V254H31ZM95 252H96V251H95ZM108 252H110V251H108ZM108 252H106V253H108ZM115 252H116V251H115ZM117 252H118V251H117ZM39 253H40V251H39ZM91 253L94 254L93 252H91ZM96 253H97V252H96ZM150 253H152V252L149 251V254H150ZM58 254H59L60 257H61V258H60V261H59V258H58V257H59ZM113 254H114V253H113ZM36 255H37V256H36ZM38 255H39V254H37V252H35L36 259L39 258ZM66 255H67V256H66ZM82 255H83V254H82ZM29 256H30V255H29ZM40 256H41V255H40ZM55 256H56V257L58 256V257H57L58 259L55 258ZM26 257H28V256H26ZM32 257H34L33 254H31V258H32ZM49 257H50V256H49ZM65 258H66V259H65ZM72 258H73V257H72ZM24 259H25V257H24ZM28 259L30 260V257H28ZM69 259H70V260H69ZM32 260H34V259H31V260L29 261L30 264H31V261H32ZM54 260H56V262H55ZM44 261H43V262H44ZM65 261H66V262H65ZM34 262H35V261H34ZM34 262H33V263H34ZM43 262H41V264H42ZM62 262H61V263H62ZM68 262H67V264H68ZM21 263L23 264V263H24V260H23V261H20V264H21ZM37 263H38V262H37ZM37 263H36V264H37ZM44 263H45V262H44ZM71 263H72V262H71ZM34 264H35V263H34ZM39 264H40V262H39ZM59 264H60V263H59ZM62 264H63V263H62ZM69 264H70V263H69Z\"/></svg>",
	"mask_w": 264,
	"mask_h": 264
}]
</instances>
